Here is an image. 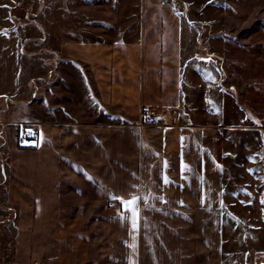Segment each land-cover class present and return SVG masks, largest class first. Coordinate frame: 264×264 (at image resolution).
I'll return each mask as SVG.
<instances>
[{
    "label": "crops",
    "instance_id": "obj_1",
    "mask_svg": "<svg viewBox=\"0 0 264 264\" xmlns=\"http://www.w3.org/2000/svg\"><path fill=\"white\" fill-rule=\"evenodd\" d=\"M36 1L0 0L12 264H225L226 144L264 132V0H38L31 23ZM112 195L144 198L138 231Z\"/></svg>",
    "mask_w": 264,
    "mask_h": 264
},
{
    "label": "rangeland",
    "instance_id": "obj_2",
    "mask_svg": "<svg viewBox=\"0 0 264 264\" xmlns=\"http://www.w3.org/2000/svg\"><path fill=\"white\" fill-rule=\"evenodd\" d=\"M39 6L40 1L37 0L26 15L31 23L39 21L38 16L34 17L39 12ZM38 45L41 46L40 42ZM39 49L32 59L38 61L36 77L42 88L45 53ZM31 56L34 57V54ZM24 78L26 86L27 77ZM24 115L25 113H21V116ZM249 158H253L254 162H249ZM225 166V264H264V132L231 131L226 144ZM252 169L260 171L250 174ZM0 243L12 244L16 249L15 242L8 235L0 237ZM13 253L15 250L8 254V261H13Z\"/></svg>",
    "mask_w": 264,
    "mask_h": 264
},
{
    "label": "snow or ice",
    "instance_id": "obj_3",
    "mask_svg": "<svg viewBox=\"0 0 264 264\" xmlns=\"http://www.w3.org/2000/svg\"><path fill=\"white\" fill-rule=\"evenodd\" d=\"M249 162H254L253 158H249ZM166 170H167V161L164 162L163 164V170L161 173V180L164 184H169L171 183L166 175ZM185 165L183 163V161H181V174H182V178L183 177V173L185 171ZM260 171V169H252L250 170V174L252 173H258ZM223 193H221L222 195ZM144 198L140 197V196H136L133 197L131 200L128 201H124L123 199L112 195L110 196V200H119L120 202V211H121V219L122 220H126L129 223H131L132 225V230L133 231H138V212L136 211V209L138 208L139 204L142 202ZM203 196H202V203H203ZM262 203H264V200H262ZM223 207V205H221ZM124 212H127L128 215L125 216L123 215Z\"/></svg>",
    "mask_w": 264,
    "mask_h": 264
},
{
    "label": "built area",
    "instance_id": "obj_4",
    "mask_svg": "<svg viewBox=\"0 0 264 264\" xmlns=\"http://www.w3.org/2000/svg\"><path fill=\"white\" fill-rule=\"evenodd\" d=\"M174 3H179V0H174ZM179 7L182 8V11L184 13L188 11L187 6L182 5ZM141 117L144 119L145 122L152 123V122L157 121L159 119L160 112L151 110L150 108H145L141 113ZM27 142H28V140L26 139V137L21 135L20 136V144L25 145ZM0 245H1L0 260L2 262H4L5 264H8V262H7L8 254L10 252H13L15 250V247H14V245L8 244V243H6V244L0 243Z\"/></svg>",
    "mask_w": 264,
    "mask_h": 264
},
{
    "label": "trees",
    "instance_id": "obj_5",
    "mask_svg": "<svg viewBox=\"0 0 264 264\" xmlns=\"http://www.w3.org/2000/svg\"><path fill=\"white\" fill-rule=\"evenodd\" d=\"M7 262H8V264H12L13 263V261H8V259H7ZM0 264H5V263L0 261Z\"/></svg>",
    "mask_w": 264,
    "mask_h": 264
}]
</instances>
